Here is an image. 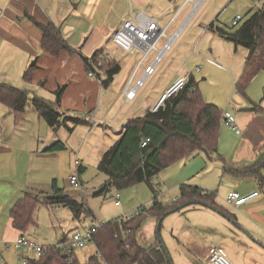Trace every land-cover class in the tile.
I'll return each instance as SVG.
<instances>
[{
  "label": "crops",
  "instance_id": "obj_1",
  "mask_svg": "<svg viewBox=\"0 0 264 264\" xmlns=\"http://www.w3.org/2000/svg\"><path fill=\"white\" fill-rule=\"evenodd\" d=\"M233 1L235 0H0V8L3 9L0 17V83L20 85L23 82L26 84L24 89L30 91L31 96L36 94L52 100L55 99L54 91L58 86L66 84L61 109L76 113L108 109L105 113L106 122L115 120L117 118L109 113L119 98L108 94L109 86L103 87L101 81L86 70L81 53L91 56L95 50L102 48L106 56L115 59L113 51L120 48L113 42L115 31L140 12L156 18L158 25L165 30L166 36L162 37L165 38L164 42L160 47L157 46L158 49H162L172 36H175L172 43L177 47L186 44L193 46L194 44L187 43L188 32L185 33V30L188 25L196 19H200V23L212 19L213 14L209 13L212 6L219 7ZM216 19L217 17L208 22V30L209 24L216 22ZM36 22L59 26L68 43L79 52L64 49L57 56L47 53L42 46L43 31ZM215 34L225 39L216 32ZM196 51H200L199 43ZM211 53L204 54L203 51L199 56L215 63L218 56L214 54V50ZM144 62L145 60L142 65ZM153 62L149 61L145 67ZM31 67H34L31 81H26L24 73ZM145 67L141 77L145 74ZM134 71L123 87L124 100L128 103L133 102L139 94L138 91L132 100L126 98L127 86L135 84L139 79H136L137 72ZM237 71L233 74L234 79L241 75V70ZM191 75L196 78V75ZM181 76H187V70L185 73L172 75L166 81L163 91ZM260 82L264 87V71L255 76L245 97L237 90L233 92L223 113L235 122L236 127H230L224 122L220 128L214 157L206 160L200 168L188 172L182 179L216 191L218 202L230 212L228 216L206 206L191 205L194 208L192 215L196 228L203 233L206 231L213 234L218 230L214 229L215 225H219L220 232L226 229L228 236H232L230 241L226 240V235L219 242L215 239L211 241V246H207L205 252L209 264V254L215 246L222 247L235 264H264V165L254 175L242 174L253 167L264 154V88L258 93L254 90V85ZM161 93L162 91L155 100L149 101L142 114L151 110ZM234 97H237L236 102L233 101ZM256 106L263 110L253 109ZM35 112L32 106H28L25 118L18 122L14 111L0 102V252L8 244L7 239H16L26 233L14 226L11 211L27 192L36 191L39 199L48 205L61 204L47 200L48 196L55 195L54 183L57 187L59 185L56 178L52 182L50 178H44V168L40 164L36 165L35 161L38 157L45 158V153L42 152L47 151L49 145L58 140L56 136L61 128L56 132L51 129L53 135L47 131L45 136H41L39 132L34 133L33 130H22L27 117L37 118L39 123L44 120ZM128 113L127 111L121 120L117 119V123L136 116H128ZM122 126L116 131L113 129L116 138ZM82 167L85 169L80 161V166L76 169L80 171ZM234 189L243 195L257 190L260 194L236 207L226 202L228 192ZM59 195H63V191ZM85 215L86 213H82L80 217ZM96 251L95 246L94 252ZM151 252L161 264H168V259L159 251ZM201 264L205 262L201 261Z\"/></svg>",
  "mask_w": 264,
  "mask_h": 264
},
{
  "label": "rangeland",
  "instance_id": "obj_2",
  "mask_svg": "<svg viewBox=\"0 0 264 264\" xmlns=\"http://www.w3.org/2000/svg\"><path fill=\"white\" fill-rule=\"evenodd\" d=\"M263 5L264 0H235L219 7L212 6L209 9V13L213 14L212 19L203 21V23H200V19H196L185 30V33L188 32L187 43L194 45L186 44L177 47L176 44L172 43L173 46L171 44L168 52L164 53L165 55L155 64L154 72L146 78L138 96L131 103L124 100L123 87L138 65L143 53L138 51L130 54L117 48L113 53L116 54L115 59L120 63L121 69L114 76L113 82L107 88V93L117 99L119 98V100L116 106L110 110L109 115L121 120L120 118L124 117L127 111L129 112L128 116L142 114L147 109L149 101L155 100L163 91L166 81L178 72L185 73V70H187L188 78L191 73L196 75L195 79L204 99L218 105L223 110L230 103L232 94L236 90V80L240 75L234 79L233 74H236L237 70H241L242 74L247 48L241 44L235 46L234 42L220 38L215 32L208 30L206 26L208 22L217 17L216 22L219 25L226 28L234 27L231 22L235 16L241 14L245 18L252 8L258 9ZM164 39L159 40L157 46L160 47ZM197 43H199V52L196 51ZM213 50L214 54L218 56L215 63L206 61L204 57L199 56L203 51L204 54H212L211 51ZM156 54H159L158 50L153 49L150 52L142 67L137 70V73L135 72L136 79L142 76L145 65L156 59ZM19 84L12 85L25 88L26 84L23 82ZM252 85L251 82L249 86ZM263 88L261 82L254 85L256 93L262 92ZM237 92L245 97L238 90ZM237 97L233 98L234 102H236ZM107 110L77 111L78 115L87 116L89 122L78 124L72 132L66 127H61L56 139L62 140L66 144V148L60 151H44L42 153H45V158H36V165L40 164L44 168V178H50L51 182L56 178L66 197L76 199L91 211V214L88 215L85 212V217L73 218L72 210L65 204L51 206L40 201L34 211V223L28 226L26 233H24L38 245L47 247L59 242L66 243L75 230H82L92 225L136 213L139 206L152 203L157 195L160 200L171 201L178 194L179 185L186 182L182 179L187 173L200 168L204 162L206 163V160L210 159L205 153L199 151L169 164L161 170L157 178L158 193H154L146 182L123 188L116 186L103 188L107 177L98 169V162L105 150L115 142L114 130L120 129L122 124L129 119L127 117L119 123L120 125L117 123L119 122L116 121L117 119L106 122L105 113ZM222 122L225 124L223 120ZM21 129L33 130L34 133L39 132L41 136H45L47 131L53 133L44 120L39 123L37 118L32 119L31 117H27V123ZM76 159H79L85 166L83 171L76 169ZM73 174L78 175L80 187H75L70 183L69 177ZM193 184L199 186V184ZM118 193L121 196V205L115 204ZM193 209L191 205H188L164 217L160 229L163 243L158 242L157 239L158 225L155 217H147L138 232L139 241L150 251H159L167 259L170 257L173 264H201V261L209 264L205 252L211 241L215 239L219 242L221 238H224V235L227 237L226 240L230 241L232 236H228L226 229L224 232H220L221 226L219 225H215L214 229L218 228L215 233L211 234L206 231L203 233L202 230L196 228L192 215ZM227 223L229 224L228 221ZM17 238L6 240L8 244L0 252V264H24L21 255L28 260L38 258L32 248H16ZM199 248L202 250L199 251ZM94 251L95 244L91 240L84 246L75 248L74 253L84 263L95 254ZM228 258L233 262L229 254Z\"/></svg>",
  "mask_w": 264,
  "mask_h": 264
},
{
  "label": "trees",
  "instance_id": "obj_3",
  "mask_svg": "<svg viewBox=\"0 0 264 264\" xmlns=\"http://www.w3.org/2000/svg\"><path fill=\"white\" fill-rule=\"evenodd\" d=\"M241 22L226 28L216 22L209 24V29L223 38L243 45L248 49L242 74L236 80V90L247 95L248 86L255 76L264 71V5L251 9ZM43 31V49L52 55H59L64 49L79 52L72 47L62 35L60 27L54 23L44 25L36 22ZM86 70L95 75L103 87L113 82L121 65L116 59L105 55L99 48L91 56L81 53ZM34 67L24 73V79L31 81ZM189 85L169 97L157 111L148 110L144 114L130 117L117 134V138L100 157L98 169L107 175L103 188L116 186L123 188L129 185L146 182L158 193V176L163 168L174 161L202 151L208 158L217 152L219 132L224 118L223 110L216 104L204 99L198 83L193 75L189 77ZM66 84L58 86L54 91L55 99H47L17 86L0 83V102L11 108L18 122L25 118L27 107L32 106L53 131L66 127L72 131L78 124L88 123L87 116H80L75 111L61 109V98ZM253 109L263 110L256 106ZM149 138L146 145L142 141ZM65 143L58 139L46 149L47 151L63 150ZM264 165V154L257 159L253 167L243 171V176L254 175ZM82 167L80 171H83ZM55 195L48 199L68 206L74 216L82 213L91 214L84 204L76 199L59 195L62 189L53 186ZM41 200L36 191H29L19 199L12 208L11 215L14 226L26 231L34 223V211ZM52 202V203H53ZM188 205H202L230 215L217 200V192L189 182L179 185L178 194L171 201H163L158 195L152 203L139 206L136 213L128 217L121 216L102 223L92 235L96 253L86 263H82L75 255L64 253L62 242L46 247L42 257L29 259L30 264H161L149 248L138 239V232L149 216H154L157 225L162 226L164 217ZM158 242L160 237L157 236ZM166 252V250H165ZM75 254V253H74ZM168 264H173L168 257Z\"/></svg>",
  "mask_w": 264,
  "mask_h": 264
},
{
  "label": "built area",
  "instance_id": "obj_4",
  "mask_svg": "<svg viewBox=\"0 0 264 264\" xmlns=\"http://www.w3.org/2000/svg\"><path fill=\"white\" fill-rule=\"evenodd\" d=\"M3 14V9L0 8V17ZM243 16L238 14L232 19V25H238ZM166 36L165 30L161 28L157 19L144 13H138L134 18L126 20L121 27H119L113 36V42L116 46L120 47L124 51L133 54L138 51L143 53L141 59L139 60L138 65L135 68L134 72L142 67V62L147 58L150 52L158 50L159 54L156 56V59L151 65L145 67V74L143 77L136 80L135 84H129L125 90L127 100H132L136 97L139 89L144 85V82L148 76L154 72L155 64L159 59L164 55V53L170 48L172 41L175 36L169 37V40L166 42L162 49L157 48L159 40ZM135 74V73H134ZM189 78L187 76H181L176 79L168 88H166L160 94L157 101L151 107L152 111L159 110L166 102V100L172 95L176 94L179 90L184 88L188 84ZM226 125L235 128L236 124L228 116L223 118ZM149 138H146L142 141V145H146ZM1 141V138H0ZM75 165L78 168L80 166V160H75ZM70 183L75 187H80V181L78 175L73 174L69 177ZM260 191H253L248 194H240L237 190H231L226 196V202L233 206H240L246 203L252 197L258 196ZM116 205L120 204V194H117V200L115 201ZM130 214L126 215L128 217ZM102 223L97 225H92L86 227L82 230L77 229L73 232L72 237L68 240V243L64 245V253L70 256V260L75 258L74 250L77 247L84 246L87 242L92 240V235L97 229V226H100ZM16 248H32L35 250L38 257H42L46 253V247L38 245L34 241L30 240L25 234L20 235L15 242ZM21 259L24 264H30L28 258L21 255ZM209 262L211 264H235L227 256L225 250L220 246H215L211 249L209 254Z\"/></svg>",
  "mask_w": 264,
  "mask_h": 264
},
{
  "label": "water",
  "instance_id": "obj_5",
  "mask_svg": "<svg viewBox=\"0 0 264 264\" xmlns=\"http://www.w3.org/2000/svg\"><path fill=\"white\" fill-rule=\"evenodd\" d=\"M188 85H189V82H188ZM157 236L160 237L159 240L162 241L161 236H160V227L159 226L157 227Z\"/></svg>",
  "mask_w": 264,
  "mask_h": 264
}]
</instances>
